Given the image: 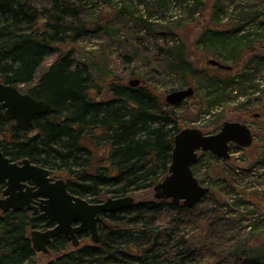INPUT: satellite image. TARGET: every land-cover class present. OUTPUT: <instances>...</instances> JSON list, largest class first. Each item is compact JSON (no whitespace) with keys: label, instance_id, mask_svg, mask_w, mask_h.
I'll use <instances>...</instances> for the list:
<instances>
[{"label":"trees","instance_id":"1","mask_svg":"<svg viewBox=\"0 0 264 264\" xmlns=\"http://www.w3.org/2000/svg\"><path fill=\"white\" fill-rule=\"evenodd\" d=\"M141 1L150 13L157 11L161 2L165 5V0ZM180 1L191 15L201 9L200 5L211 2ZM224 1H213L214 13L223 9ZM255 1L240 6L237 18H232L224 28L206 27L199 41L226 60L233 59L235 64L253 53L243 73L232 75L235 64H229L231 69L199 67L188 57L182 41L162 42L156 45L157 50L145 54L146 67L140 72L146 78L144 83L133 86L113 79L106 94L101 89L102 95L93 97L90 91L96 85L93 72L86 65L74 64L69 55L57 59L37 77L47 56L56 51L66 36L68 28L64 23L68 16L75 15L70 1L49 0L39 4L36 0H0V82L19 88L27 85L26 92L50 105L49 113L37 116L35 127L24 131L6 116L0 103V148L12 161L28 158L48 168L51 175L61 172L68 178L71 193L92 202L105 196L154 189L169 173L174 137L183 127L175 110L181 103L171 105L165 101L152 77L172 71L184 84H195L199 91L207 90L201 104L203 114H210L217 105L230 101L236 85L241 88L249 83L251 87L257 72L264 67V53L256 49V43L262 39L257 29L264 25V13L254 9L261 0ZM140 19L143 27L154 25L144 15ZM103 27L97 24L93 30L102 31ZM74 31L76 35L82 34L78 28ZM251 67L254 72H248ZM245 103L249 107L254 104L251 99ZM100 151L103 156L98 159L96 154ZM203 153L212 156L210 151ZM200 159L193 165L197 177ZM224 166L221 172L225 177L219 179L227 181L224 180V189L231 197L219 201L218 206L228 209L251 203L264 215V205L253 198L261 197L258 190H245L242 195L234 186L233 170ZM250 167L251 171L254 167L264 170V146ZM200 176L211 187L197 206L190 208L170 199H154L106 213L99 223L98 242L69 247L71 238L60 233L49 245V250L57 254L48 264H198L203 259L204 264H225L231 257L236 264H264V242L252 244V236L245 240L239 236L237 241L234 238L231 245L223 247L220 240L223 220L236 222L231 216L226 218L219 212L207 214L202 217L195 238L182 233L192 215L202 205L212 203L214 180L208 172ZM4 188L0 184V194ZM241 214L240 210L237 215ZM218 222L221 226L215 231L214 224ZM252 224L251 228L259 225L258 221ZM53 225L41 211L0 210V264H33L37 251L30 237L32 230Z\"/></svg>","mask_w":264,"mask_h":264},{"label":"rangeland","instance_id":"2","mask_svg":"<svg viewBox=\"0 0 264 264\" xmlns=\"http://www.w3.org/2000/svg\"><path fill=\"white\" fill-rule=\"evenodd\" d=\"M36 1L41 4L48 3L49 0ZM68 1H70L71 7L74 8L75 15L67 17L64 23V26L68 28L66 36L59 42L56 51L47 56L37 77H40L44 70L57 59L69 55L74 64L86 65L93 72L96 83L95 87L90 90L93 97L101 96V89H103V94H106L109 83L113 79H119L124 84H130L132 79H140L139 84L144 83L143 81L146 78L140 72L145 70L146 67L145 54H148L149 51H155L156 45L162 42L182 41L185 44L188 57L199 67L217 70L219 67L208 62L210 58H216L226 64L234 65L233 59L226 60L224 55L218 54L214 48L206 47L205 44L199 43V41L206 27L224 28L228 22L234 20L232 18H237L236 15L240 10V6H246L249 1L256 2L255 0H225L223 9H219L218 12L214 13L215 10L212 6L214 0H211V2L204 3L205 5H200L201 9L191 15L185 11L184 3L180 0H165V5L161 2L159 6L162 9L158 7L157 11L151 13L141 0ZM254 9L264 13V0L258 1ZM141 15L149 18L150 22H154V25L148 24L143 27L140 19ZM97 24L104 25L102 31L93 30ZM76 28L82 31L81 35L75 34L74 29ZM89 30H93V32ZM257 30L258 36L262 39L259 38L256 49L258 52L264 53V25L262 24ZM252 55L253 53L249 52L240 63L235 64L232 75L243 73ZM252 71L254 72L255 69L251 67L248 72ZM256 76V80L251 87L249 83L241 88L236 85L238 88L233 90L230 101L217 105L210 114H203L204 109H201L203 95L205 92L207 93V90L199 91L195 84H184V80L172 71L165 72L161 76L152 77V83L156 84L157 90L161 92L165 101L167 94L173 90L189 86L195 88L192 97L184 100L179 107H175L183 128L198 127L205 133L211 134L219 131L225 121H240L248 123L254 134L253 144L249 147L232 145L229 159L224 160L215 156L212 152V156H209V154L205 155L204 151H199L198 158L201 159L197 164L199 168L198 177L205 186L210 184L207 179L203 180L201 178V173L203 175L208 172L214 180L210 199L212 203L202 205L197 214L192 215L189 223L182 227V233L186 234V237L195 238L197 236V232L201 229L203 216L207 214L217 215L219 212L226 218L229 216L236 218V222L233 223L223 220V236L220 235L222 236L220 240L223 247L231 245L234 238H237L235 239L237 241L239 236L244 240L247 237L250 239V236H252V244L264 242V217H262L264 215L261 209L251 203H243L240 207L232 205L228 209L224 206L222 208L218 206L219 201L225 202L229 196L231 197L230 193H227V190L224 189L225 179H219V177H225L221 172L225 167L224 165L228 166V170H233L234 186L242 192V195H245V190L246 192L258 190L261 197L255 195L253 198L264 205V170L254 167L255 170L251 171L250 167L259 158L264 146V67L263 70L257 72ZM20 89L27 91L28 86L21 85ZM236 94H240V96L237 97ZM98 98L100 99V97ZM247 99L254 102V104L251 103V107L245 103ZM102 156L103 151L96 154L98 159ZM52 176L54 179L63 178L66 181L68 179L61 172H57ZM154 193L153 188L131 192L136 202L161 200L157 199ZM2 197L3 193L0 194V199ZM109 197L111 196H105L98 202L105 201ZM240 210L242 214L239 217L237 214ZM255 221H258L259 225L251 228L250 224ZM219 226H221L219 222L214 224L215 231L216 227ZM38 229L45 230L43 228ZM92 243L91 234L88 233V235L80 237V246ZM69 247H75L72 240ZM56 254L50 250L48 252L37 251L33 264H48L50 260L56 257ZM234 261L235 259L231 257L224 263L236 264ZM205 262V259L199 260L198 264H204Z\"/></svg>","mask_w":264,"mask_h":264},{"label":"water","instance_id":"3","mask_svg":"<svg viewBox=\"0 0 264 264\" xmlns=\"http://www.w3.org/2000/svg\"><path fill=\"white\" fill-rule=\"evenodd\" d=\"M208 62L223 69L232 66L216 58ZM140 79H132L131 85H137ZM195 93V88L173 90L166 96L171 105L182 103ZM0 103L5 107L6 116L15 120L21 130L35 127L37 116L48 114L50 105L47 101L37 99L18 86L0 82ZM254 134L246 122L225 121L220 130L205 134L198 127H186L174 137V148L169 173L154 187L157 199H171L178 204L181 201L187 207L198 205L209 193L210 187L201 183L193 172L199 151H210L215 156L229 159L231 144L249 147L253 144ZM0 184L5 185L0 208L19 210L24 207L41 211L54 225L48 229H33L31 241L36 251H49V244L60 233L68 235L75 246L80 243L79 235L91 234L94 242L100 239L99 223L106 213L118 212L136 203L135 197L125 194L109 197L105 201L92 202L68 189L67 182L53 179L48 168L33 163L26 158L12 161L0 148Z\"/></svg>","mask_w":264,"mask_h":264},{"label":"bare ground","instance_id":"4","mask_svg":"<svg viewBox=\"0 0 264 264\" xmlns=\"http://www.w3.org/2000/svg\"><path fill=\"white\" fill-rule=\"evenodd\" d=\"M50 245V244H49Z\"/></svg>","mask_w":264,"mask_h":264}]
</instances>
